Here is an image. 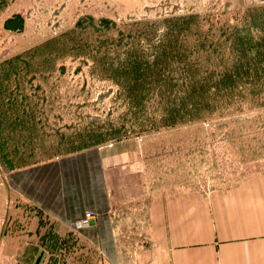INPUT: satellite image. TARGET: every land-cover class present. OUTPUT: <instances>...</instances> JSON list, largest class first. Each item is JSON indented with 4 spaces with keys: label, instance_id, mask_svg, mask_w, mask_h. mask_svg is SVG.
<instances>
[{
    "label": "rangeland",
    "instance_id": "1",
    "mask_svg": "<svg viewBox=\"0 0 264 264\" xmlns=\"http://www.w3.org/2000/svg\"><path fill=\"white\" fill-rule=\"evenodd\" d=\"M93 149L118 220L147 187L264 171V0H0V264H104L12 189Z\"/></svg>",
    "mask_w": 264,
    "mask_h": 264
},
{
    "label": "crops",
    "instance_id": "2",
    "mask_svg": "<svg viewBox=\"0 0 264 264\" xmlns=\"http://www.w3.org/2000/svg\"><path fill=\"white\" fill-rule=\"evenodd\" d=\"M106 168L88 150L12 174V189L67 228L94 211L92 223L76 230L100 249L104 264H264V171L210 192L147 187L118 220L113 209L121 199L108 188ZM118 226H136L141 236L120 234Z\"/></svg>",
    "mask_w": 264,
    "mask_h": 264
},
{
    "label": "built area",
    "instance_id": "3",
    "mask_svg": "<svg viewBox=\"0 0 264 264\" xmlns=\"http://www.w3.org/2000/svg\"><path fill=\"white\" fill-rule=\"evenodd\" d=\"M95 216H96V213L94 211L92 210L87 211L81 219L76 221L74 225L75 229H81L86 226H89L92 223Z\"/></svg>",
    "mask_w": 264,
    "mask_h": 264
}]
</instances>
